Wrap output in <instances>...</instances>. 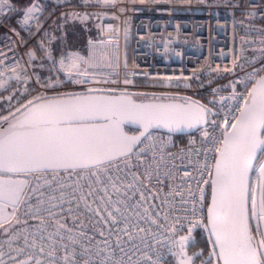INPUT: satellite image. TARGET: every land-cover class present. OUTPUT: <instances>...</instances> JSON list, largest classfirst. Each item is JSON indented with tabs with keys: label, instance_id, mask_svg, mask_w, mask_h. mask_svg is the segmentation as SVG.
Wrapping results in <instances>:
<instances>
[{
	"label": "built area",
	"instance_id": "built-area-1",
	"mask_svg": "<svg viewBox=\"0 0 264 264\" xmlns=\"http://www.w3.org/2000/svg\"><path fill=\"white\" fill-rule=\"evenodd\" d=\"M49 1L97 21L101 34L87 42L83 72H76L70 52L61 54L65 75L56 83L42 81L27 48L44 32ZM11 9V0H0V81L15 76L30 93L6 104V111L43 95L133 92L144 78L216 115L188 135L151 130L131 154L94 167L26 176L16 222L0 233V245L11 251L3 259L19 254L16 260L34 256L40 264H168L180 248V231L209 230L205 197L225 126L235 122L264 72V0H33L16 18L28 40L6 24ZM44 41L54 52L51 36ZM149 165L146 180L140 174ZM132 173L139 176L135 182Z\"/></svg>",
	"mask_w": 264,
	"mask_h": 264
},
{
	"label": "water",
	"instance_id": "water-1",
	"mask_svg": "<svg viewBox=\"0 0 264 264\" xmlns=\"http://www.w3.org/2000/svg\"><path fill=\"white\" fill-rule=\"evenodd\" d=\"M262 106L264 72L250 87L235 122L225 126L215 159L206 210L209 233L221 264L225 261L217 234L222 228L228 243L234 246V259L243 264L246 257L241 249L247 247L255 252L256 260L264 261L261 244L252 231L250 210L253 174L258 158L264 154V145L259 144L264 141ZM215 115V110L188 98H136L134 91L97 89L35 97L0 120V224L14 215L26 174L94 167L131 154L151 130L188 135L208 124L210 116ZM253 127L254 137L251 136ZM250 143H256L254 150ZM51 145L59 146L62 151H50ZM241 205L242 218L237 211ZM222 210L226 216L218 219ZM258 213L264 242V166L258 173ZM10 252L0 245V264L7 260H15L10 264L43 261L34 256L16 260L19 254L3 259Z\"/></svg>",
	"mask_w": 264,
	"mask_h": 264
},
{
	"label": "trees",
	"instance_id": "trees-1",
	"mask_svg": "<svg viewBox=\"0 0 264 264\" xmlns=\"http://www.w3.org/2000/svg\"><path fill=\"white\" fill-rule=\"evenodd\" d=\"M33 0H11L12 9L6 18V24L18 30L25 38L30 39L32 36L23 32L17 24V16L24 14ZM44 32L39 34L28 45V49L34 53V67L39 69L42 74L43 82L56 83L64 77L65 73L61 69L60 56L62 53L70 52L74 59L85 56L87 50V42L90 38H100V28L97 21L82 16H74L66 10H61L58 5L49 1L48 12L45 18ZM51 36L52 47L54 52H50L45 45L44 36ZM0 35L2 31L0 30ZM153 84V85H152ZM158 85L144 78L137 79V86L134 90L136 98H151L148 91H158ZM30 93L28 86L23 85L15 76H9L0 81V120L13 114L5 110L6 104L16 101L21 97H25ZM1 123V121H0ZM129 131H136L133 128H128ZM263 156V155H262ZM262 156L258 158L256 169L253 174L250 202L253 186L258 176V167L262 163ZM211 188V187H210ZM208 189L205 204L209 202L211 189ZM251 208V207H250ZM251 210V209H250ZM15 217L4 223L9 229L15 222ZM252 231H256V225L252 220ZM9 231V230H8ZM190 231H180L182 234H188ZM181 237V236H180ZM191 241L187 245V252L190 255L192 264H214L215 260L211 255L212 238L209 230L198 228L190 232ZM181 243V241H180ZM218 255L215 258L218 264L220 263ZM168 264H176L173 259Z\"/></svg>",
	"mask_w": 264,
	"mask_h": 264
},
{
	"label": "snow or ice",
	"instance_id": "snow-or-ice-1",
	"mask_svg": "<svg viewBox=\"0 0 264 264\" xmlns=\"http://www.w3.org/2000/svg\"><path fill=\"white\" fill-rule=\"evenodd\" d=\"M260 120H261V124L264 125V106H262V108H261ZM255 135H256V130L253 127L252 130H251V136L254 137ZM259 144L260 145H264V141H260ZM256 146H257L256 143H250L251 149L254 150ZM49 150L52 151V152H60V151H62V149L59 146H57V145L49 146ZM125 155H127V153H125ZM68 166L69 167H73L74 165L69 164ZM150 167H151L150 165L148 167H145L143 173L140 174L146 180L150 179L151 176H152V172L149 170ZM218 173H219V167H218ZM132 176H133V182H135V181H137L139 179V176L137 175V173H132ZM109 181L111 182V178H109ZM157 183H161V181H159V179H157ZM112 186L115 187V184L113 183ZM128 186L132 187L133 184L130 183ZM91 194H92L91 192L88 193V195H91ZM140 195H141L142 199L145 198L143 193H141ZM222 208H223V205H222ZM117 211H119V210L117 209ZM237 211L239 213L240 218H242L243 217L242 205L237 209ZM109 216L111 217V213H109ZM225 216H226V213H224L223 210H222L220 212V214L218 215V219H223ZM262 218H264V217H262ZM112 223L113 224L117 223V220H116L115 217H112ZM61 227H63V225H61ZM214 229H215V224H214ZM120 231L124 232V234L128 236L129 240L133 239L132 234L127 232L126 229L121 228ZM140 231H143V229H140ZM101 235H103V233H101ZM217 236H218L217 243L220 244L221 256H222V258H224L225 264H242L241 261L236 260V259L233 258L236 255L235 249H234V246H232V245H230L228 243L226 231L222 228L221 231L217 234ZM120 239L121 238L119 236V233H117L118 243H119ZM262 243H264V242H262ZM121 251H123V249H121ZM241 252L246 257L245 261H243V264H264V261H259V260L255 259V252L251 251L249 248L244 247V248L241 249ZM249 256L251 257L250 259H248ZM129 259H131V258L129 257Z\"/></svg>",
	"mask_w": 264,
	"mask_h": 264
},
{
	"label": "rangeland",
	"instance_id": "rangeland-1",
	"mask_svg": "<svg viewBox=\"0 0 264 264\" xmlns=\"http://www.w3.org/2000/svg\"><path fill=\"white\" fill-rule=\"evenodd\" d=\"M74 64H75V67H76L75 70L77 73L84 71V68H85L84 56L80 57V58H76L74 61ZM259 171L260 170L258 167V173H259ZM30 174L31 173H28V174H26V176H29ZM250 207H251L250 209H251L252 220L254 222V225H256V231L254 232V234L258 238V240L261 244L263 253H264V245L262 243V236H261L260 224H259V213H258V176H257V178L255 180V184L253 186V190H252V194H251ZM16 211H15L14 215H16ZM14 215L12 216V218L15 217ZM3 224H0V233H6L9 230V227H7V225H3ZM180 236H181L180 248H179L178 253L176 254V256L174 258L176 260V264H192L190 255L187 252V245L191 241L190 232L188 234H185V235L180 233ZM210 246H211V255L215 260L214 264H218L217 260L215 258V254H217L216 249H215L213 243Z\"/></svg>",
	"mask_w": 264,
	"mask_h": 264
},
{
	"label": "flooded vegetation",
	"instance_id": "flooded-vegetation-1",
	"mask_svg": "<svg viewBox=\"0 0 264 264\" xmlns=\"http://www.w3.org/2000/svg\"><path fill=\"white\" fill-rule=\"evenodd\" d=\"M148 94H152L153 96L161 97V98H178L180 99V95L183 93L177 92L175 90H168V91H148Z\"/></svg>",
	"mask_w": 264,
	"mask_h": 264
},
{
	"label": "crops",
	"instance_id": "crops-1",
	"mask_svg": "<svg viewBox=\"0 0 264 264\" xmlns=\"http://www.w3.org/2000/svg\"><path fill=\"white\" fill-rule=\"evenodd\" d=\"M84 69H85V68H84ZM82 72H83V71H82ZM15 222H16V219H15ZM15 222H14V223H15ZM13 225H14V224H13Z\"/></svg>",
	"mask_w": 264,
	"mask_h": 264
}]
</instances>
